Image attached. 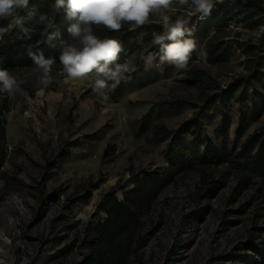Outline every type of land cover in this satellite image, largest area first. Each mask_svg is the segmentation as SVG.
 Listing matches in <instances>:
<instances>
[{
  "label": "rangeland",
  "instance_id": "rangeland-1",
  "mask_svg": "<svg viewBox=\"0 0 264 264\" xmlns=\"http://www.w3.org/2000/svg\"><path fill=\"white\" fill-rule=\"evenodd\" d=\"M37 2L30 0L29 7L36 11ZM177 18L192 30L193 53L210 41L225 55L210 66L199 60L182 73L164 74L169 78L160 82L157 95H150L143 79L129 86L133 72L114 89L110 81L103 92L95 90L92 78L72 80L55 69L47 84L35 69L12 74L22 81L21 90L0 94V114L2 100L9 101V111L0 115L6 132L0 143V264L80 262L84 228L105 217L103 197L121 200L144 172L165 169L168 143L188 122L186 145L200 128L199 142H212L222 152L243 149L255 156L264 149V9L248 23L238 19L217 29L200 22L189 5L174 3L139 28L137 67L159 50L152 34ZM7 23L0 20V26ZM180 75L188 82H179ZM232 89L243 100L219 103L221 92ZM160 130L168 135L157 139ZM194 183L189 177L165 192L170 209L146 244L144 263L264 264V196L238 214L235 209L252 193L231 205L221 195L211 200L203 220L183 226L182 215L195 207L189 199Z\"/></svg>",
  "mask_w": 264,
  "mask_h": 264
},
{
  "label": "trees",
  "instance_id": "trees-1",
  "mask_svg": "<svg viewBox=\"0 0 264 264\" xmlns=\"http://www.w3.org/2000/svg\"><path fill=\"white\" fill-rule=\"evenodd\" d=\"M54 3L55 0H40L36 3L35 17L25 23V27L30 29L29 33L14 28L0 38V68L8 69L11 74L23 69H35L29 56L31 51L37 54L42 52L46 58H55L52 69L62 71L59 62L61 40L69 39V21L66 11H57ZM215 5L206 21L208 27H215V24L217 29L238 19H241L240 23H244L257 11L264 9L262 1L256 0H224ZM20 15L26 14L20 12ZM40 15H45L46 20L38 22ZM129 25L124 24L119 31L93 26L94 34L99 38H113L121 42L123 51L118 60L121 64L137 52L139 28L132 29ZM253 25L254 23L247 24L248 27ZM52 33H59V36L49 42ZM219 46L211 45L210 41L205 44L203 51L209 63L222 61L225 54ZM243 98L235 97L234 89L225 90L221 92L219 103L225 104L233 99L241 102ZM8 102V98L2 100V115L9 111ZM207 107H212V103ZM204 108L206 106L201 109ZM4 125V120L0 119V143L6 135ZM190 125L191 122L182 125L168 143L165 169L144 172L123 192L121 200L114 194L103 197L101 206L105 217L97 222L90 221L84 228L80 242L84 251L83 258L75 264H145L146 244L163 225L170 209L167 199H163L165 192L184 183L189 177L195 180L189 194L195 207L182 215L183 226L203 220L210 209L211 200L218 199L221 195H227L226 204L231 205L240 200L243 193H252L235 209L238 214H244L248 204L255 198L264 196V149L255 156H247L243 149L222 152L212 142L205 145L199 142L200 128L190 133L192 142L186 145L183 137L188 135ZM158 133L157 139L168 135L165 130ZM1 165L0 163V168ZM228 183H231L230 188ZM206 201L209 202L208 205L201 204ZM262 231L264 232V228ZM176 249L177 247L172 252L175 253ZM254 250L261 253L258 248L254 247Z\"/></svg>",
  "mask_w": 264,
  "mask_h": 264
},
{
  "label": "clouds",
  "instance_id": "clouds-1",
  "mask_svg": "<svg viewBox=\"0 0 264 264\" xmlns=\"http://www.w3.org/2000/svg\"><path fill=\"white\" fill-rule=\"evenodd\" d=\"M174 3L189 5L203 20L211 14L215 0H55V9H64L69 21V39L61 40L59 62L62 72L72 80L94 78L97 92H103L109 81L114 89L125 74L136 69L127 62L118 63L123 51L121 42L113 38H99L94 34L93 26H103L109 31H119L124 24L140 28L149 22L151 15L163 14ZM29 4L30 0H0V20L8 21L6 26H0V38L14 28L29 33L25 23L36 15ZM21 11H26L27 15H20ZM45 20L46 16L40 15L38 22ZM185 25L186 21L177 18L174 23H165L162 32L152 34L151 43L158 46L160 64L167 62L177 71L187 68L196 48L192 30ZM58 36L59 33H52L49 42ZM29 56L35 70L40 73L41 83L47 84L55 58H46L42 52L31 51ZM156 56L149 53L142 59L150 67ZM21 83L8 69L0 68V94L13 96L21 90Z\"/></svg>",
  "mask_w": 264,
  "mask_h": 264
},
{
  "label": "crops",
  "instance_id": "crops-1",
  "mask_svg": "<svg viewBox=\"0 0 264 264\" xmlns=\"http://www.w3.org/2000/svg\"><path fill=\"white\" fill-rule=\"evenodd\" d=\"M149 53L155 54L156 59L155 61L152 63V65L146 66L145 63H143L142 66L137 67L136 65V57L137 55H139L138 51L130 58L128 59L126 62L129 63L131 66L135 67V71L133 73H136L133 78H131L130 81H128V85L130 86L131 83L135 86H140V80L143 79L144 84H146V90L150 88V92L153 96V94L157 95L161 92V88L160 85L162 82L166 81L167 78L169 77H165L164 74H170L171 72L177 71V70H173L172 68L174 67L173 65L165 62L163 64H160L159 61V50H153ZM193 53V52H192ZM146 56H148V54H146ZM145 56V57H146ZM192 59L189 60L188 65L192 66L193 64H197L199 62V60H203L204 63H206L207 65L210 66L211 63L208 62L206 56L204 55V51L203 50H199L194 52L193 54H191ZM178 72H184V70H179ZM161 82V83H160ZM179 82L181 83H187L188 80L185 79L184 75H180L179 76ZM131 85V86H133ZM144 86V87H145Z\"/></svg>",
  "mask_w": 264,
  "mask_h": 264
},
{
  "label": "built area",
  "instance_id": "built-area-1",
  "mask_svg": "<svg viewBox=\"0 0 264 264\" xmlns=\"http://www.w3.org/2000/svg\"><path fill=\"white\" fill-rule=\"evenodd\" d=\"M206 19H207V18H206ZM206 19H203V20L199 19V20H200V22H204V21H206Z\"/></svg>",
  "mask_w": 264,
  "mask_h": 264
}]
</instances>
